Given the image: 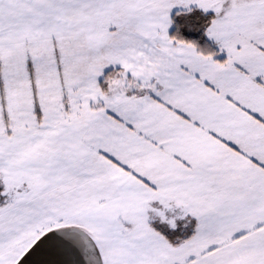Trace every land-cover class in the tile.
I'll use <instances>...</instances> for the list:
<instances>
[{
	"label": "snow or ice",
	"instance_id": "1",
	"mask_svg": "<svg viewBox=\"0 0 264 264\" xmlns=\"http://www.w3.org/2000/svg\"><path fill=\"white\" fill-rule=\"evenodd\" d=\"M0 264H264V0H0Z\"/></svg>",
	"mask_w": 264,
	"mask_h": 264
}]
</instances>
